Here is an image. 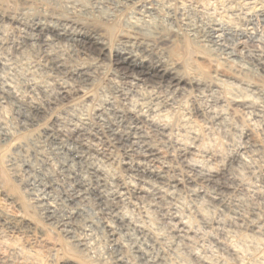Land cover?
<instances>
[{
    "label": "clouds",
    "instance_id": "1",
    "mask_svg": "<svg viewBox=\"0 0 264 264\" xmlns=\"http://www.w3.org/2000/svg\"><path fill=\"white\" fill-rule=\"evenodd\" d=\"M210 7H215V11L209 12ZM221 16L230 17V22L225 23L229 24V31L235 38L231 45L222 37L213 38V31H216L213 26ZM242 33L247 34V41H240ZM116 36L121 39L116 40ZM183 39H191L196 44L208 42L206 47L209 53L214 54L226 67L229 66V55H243L226 51L229 46L235 49V43H244V52L248 55L264 57V0H216L215 5L208 4L207 0H0V75H3L5 82L11 80L17 87L28 85L34 79L33 69L36 67L41 69L45 79L50 78L53 83L62 81L67 86L69 81L79 80L81 83L69 91L76 94L82 85L94 92L96 107L105 110L102 119L118 124V114L124 115L126 128L128 120H135V117L126 116V102L130 95H138L149 109L155 104H159L161 109L181 106L182 101L178 103L182 92L178 87L179 81L173 83L166 80L161 69L171 67L168 51L172 42ZM112 48L135 57V67H114ZM123 59L126 60V57ZM49 72L56 74L49 77ZM209 76L211 79L202 81L194 89L196 94L189 97L193 108L208 100L217 103L223 99L220 89L212 87L219 78H223V72L217 73L213 67ZM243 77L239 83L233 82L235 95L250 97L253 103L246 105L245 122H239L231 114L225 118V130L228 133L225 139L230 154L247 157L248 162L241 161L240 167L252 177L260 173L256 178L262 179L264 132H261L262 139L258 142L251 139L242 142V136L246 128L251 126L247 118L253 113L264 122V75L248 71L243 73ZM253 84L256 85L255 91ZM141 86L144 95H140ZM53 103L64 104L60 111L53 113L62 121V132H71L73 126L85 128L86 124H90L96 127L99 123L95 119L82 118V105L79 102L73 104L53 100ZM87 130L90 131V128ZM104 144L112 147L109 141L102 140L100 153L105 160L111 159L118 164L114 159L115 150L109 153ZM89 147H92L90 142ZM53 151L59 155L58 151ZM25 157L23 152L7 154L5 168L12 175H19L16 169L20 163L27 162ZM91 159L94 164L97 162L95 157ZM208 159L217 165L215 177L208 174L207 168L195 169L183 161L174 162L168 180L178 181L184 184V188L168 194L173 195L174 201L180 198L183 202L186 198L192 210L196 211L200 201L198 197H193H196L197 191H205L209 183L213 187L207 195L212 200L220 197L225 189L233 188L230 195L222 198L230 215L214 207V211L228 222L218 223L215 228L206 224L207 233L192 244L180 241L177 245L178 238L170 235L152 245L141 240L139 243L148 248L144 264H256L257 260L259 264H264V259H261L264 257V186L254 184L248 193L237 196L235 188L239 186L232 185L230 181L237 178L238 169L221 167L223 158L219 152L213 153ZM135 162L134 154L130 163ZM49 174L55 176L52 170H49ZM28 179L26 173L18 183L23 184ZM124 179L126 184L131 183L127 174ZM107 182L111 183L112 178H107ZM27 194V191L23 193ZM3 198L6 200L8 197ZM120 207L123 209L124 205ZM92 215L97 216L98 213L93 211ZM212 219L215 221L217 218ZM138 221L137 214L133 223ZM99 223L106 221L100 220ZM6 224L11 228L10 222ZM3 227L0 225V228ZM226 229L237 234L235 240L230 234H225ZM244 233L259 238L260 247L257 248L254 242L249 243L242 235ZM241 248L245 252L243 256L239 254ZM0 264H18L17 253L9 251L0 258Z\"/></svg>",
    "mask_w": 264,
    "mask_h": 264
},
{
    "label": "bare ground",
    "instance_id": "2",
    "mask_svg": "<svg viewBox=\"0 0 264 264\" xmlns=\"http://www.w3.org/2000/svg\"><path fill=\"white\" fill-rule=\"evenodd\" d=\"M214 29L216 28L214 27ZM213 32L214 34L221 32V29L217 28L216 31ZM42 42L43 41H41V43ZM192 43L191 39L173 41L168 51V56L170 55L172 57V59H170L172 61L171 67L161 69L164 71L166 80L173 83L179 81L178 87L182 89V92L181 96L178 98V103L182 101L181 106L176 107L174 105L172 108L161 109L159 104L153 102L155 106L149 109L145 102L139 99L138 95H130L126 102V116L135 117V120H128L127 128L125 127L124 115L118 114L119 123L113 124L110 121H104L102 119L105 111L104 109L95 107L91 115L86 113V110H83L82 118L87 120L95 119L99 122L96 127H91L90 124H86L85 128L73 126L71 132H62L60 131L62 121L57 115H54L53 112L60 111L64 107V104L53 103V100L73 104H75V101L78 99L82 100V103L83 101L87 102V100H89L87 88L81 85L80 91L76 94L69 91V89L81 83L79 80L69 81L67 86H65L62 81L54 85L46 82L32 81V83L23 86L24 92H21L22 90L20 87H17L11 80L5 82L3 75H0V106H5L6 104L11 105L21 121L22 129L20 130H38L40 137L55 143L59 147V150L66 155L67 159L64 161L61 160L63 162H61L60 168L61 172L67 175L72 182V185L70 184L72 187L71 192L69 191L70 194L67 195L68 200L72 202L73 200L82 198L85 194H90L100 207H102L105 215L104 221H106V223H103L105 241L112 254V264H130V262L126 260L127 258L123 256L124 251H122V249L126 250V245L123 244L125 242L131 244L130 247L128 246V251L131 256H133V258H138L144 264V261L147 259L146 252L148 248L146 245L139 243L141 240H146L148 245H152L156 244L157 240L163 241L170 235L171 237L178 238L176 240L177 245H179L180 241L192 244L194 235L196 234L195 228H201L207 231L208 229L205 227L206 224H211V227L215 228L218 223L228 222L220 217L219 212L214 211V207L230 215L225 204L222 203V198L223 196L230 195L233 188L225 189L220 194V197L216 200H212L207 195L209 189L213 187V185L209 183V187L206 188L205 191H197L196 197H193V199L198 197L200 201L196 211L192 210V205L190 203H186L188 204L187 206H183L182 203V207H180L178 204L181 202L179 203L178 198L174 201L173 195L168 194L175 193L184 188V184L175 180H168L170 168L174 162L183 161L195 169L207 168L208 174L215 177L217 175V165L214 164L212 160H209L208 157L212 156L215 152H219L220 156L223 158L220 163L221 167L226 166L230 169H238L236 172L237 178L230 181L232 185L239 186L235 188L237 196H243L248 193L249 188L254 184L264 186V178H256L260 176V173H256V177H252L247 171L240 167L241 161L244 163L248 162L247 157L243 155L238 156L234 153L230 154L227 147L228 141L225 139L228 135L225 130L227 123L225 118L228 117L229 114L238 121L244 118L246 105L253 103L252 98L237 96L234 90V93L230 95H223V99H220L217 103L208 100L205 104L196 108H193L191 100L189 99V97L196 94L194 89L199 87L202 81L211 79L209 73L212 71L213 67L216 69L217 73L222 71L224 74L227 73L229 75L226 74L228 76L226 81L219 78L217 82L212 85L214 89H222L221 87L223 84L225 86L234 87V81L235 83H239L242 80L240 76L243 75V70L240 67H231L230 65L226 68L224 67L225 69H220L218 67L220 65V60L212 57V55H208L205 50H203L202 46L200 47L202 50L193 47ZM190 48L194 49L192 52L195 62L207 70L208 75L206 78L195 74H189L186 72L187 70L184 69V57L189 53ZM111 54L114 67L118 69L124 68L126 65L129 68L135 67V57L128 56L126 53L116 48L111 49ZM125 57L126 60L123 59ZM249 59L255 69L264 74V57L253 54ZM44 62L45 61H41V63ZM231 62L232 60L228 57V64ZM36 68V70L41 71L39 67ZM49 73L56 74L55 72ZM192 81H195V83H192ZM255 88L256 85L253 84V91H255ZM53 89L55 90L54 92ZM185 92L187 93L186 96L184 95ZM144 94L143 86H141L140 95ZM37 96L41 97L38 98ZM187 99L191 103H188L190 104L189 107L185 105V100ZM209 108H211V111H209ZM138 109L139 115H137ZM167 109L179 115V118L176 119L175 122L173 121L174 123L163 121L162 119L164 117L160 119V117L163 116L162 113L168 111ZM212 117H215V119H212ZM247 119L250 120L251 126L246 128L242 136V142L246 143L250 139L253 142L260 141L262 139L261 132H264V122H261L259 117L254 113ZM193 121L201 123V126L196 125ZM257 123L259 126L255 129L256 126L254 125ZM100 124H104L105 126L101 127ZM89 128L90 131L87 130ZM129 129H131V131H129ZM252 131L258 134L259 140L255 138L256 136ZM6 136V133H0V140L5 139ZM84 137H87V139L85 140ZM185 138L189 141L188 143L184 141ZM204 138L206 140L207 138L212 139V141L209 140V142L216 143V145L220 148L222 147L224 151H219L220 148L218 149V147L201 148L200 144L203 140L205 142ZM102 139L109 141L114 147L117 146L123 150L124 158L119 162V166L121 171L127 174L131 183L126 184L125 181L120 182L117 191H113L107 187L105 180H103L104 175L101 169L88 166L89 172L87 173H89L91 177L89 179L86 177L85 179L81 172L83 170H80L81 168L78 167L81 163L86 162L94 153L103 156L100 153L98 144ZM89 142L92 145L91 148L89 147ZM240 151L241 153L243 152L242 149ZM134 154L136 162L133 164L130 162L134 158ZM206 160L207 164H205ZM210 165H212L213 168L210 167ZM11 166L9 162V167ZM133 169L135 171H133ZM16 170L18 171V169ZM3 172L8 176L9 180L12 181L13 188L6 186V179L2 172H0V198L4 202V205L0 207V225L5 226L0 228V258L4 257L9 251H13L17 253L18 264H37L32 261L34 258L19 254L20 251L18 252L19 249L17 250V247L14 248L9 242L6 244L5 237L7 238V235L8 237L9 235L20 236L27 240L30 245L39 248L35 250V253H39V251L46 253L56 248L54 240L52 241L48 236L50 227L51 229H55L64 239H67L72 249L84 250L86 247L84 241L81 237L73 234V227H71L69 222L72 214L69 216L67 214L64 218H57L55 215L56 209L54 210L52 204L47 202L45 197L42 196L43 194L30 196L28 200L23 198L27 200V204H25V201L21 200L14 190L18 189V186L23 185L18 183V181L22 180L20 173L19 175H12V173L5 168V164ZM77 173L81 174L77 175ZM243 175H246V177ZM132 177H136V179H132ZM23 186L25 187V185ZM189 187H194V185H189ZM128 194L143 196L149 199L151 207L154 208L153 210H155L157 214L154 218L155 224L154 221H152L154 226L151 224L147 226L133 223L129 218L131 216L128 217L121 213L122 209L120 210L119 203L123 201L125 199L124 197ZM5 196L8 197L6 200L3 198ZM25 211H31V215ZM183 212L188 215L184 216L182 214ZM197 212L199 214H197ZM206 212H212L215 215L211 214V217H207L205 214ZM117 213H119V215H116ZM35 214L39 216L40 220L46 223V226L42 225L36 219L37 217L32 218V215L35 216ZM109 215H111V219H109ZM213 217L217 219L214 221L212 219ZM186 220H188V222ZM189 220L193 221L195 224H190ZM6 222L11 223V228L7 227ZM193 226L196 227L194 228ZM225 234H230L233 240L237 235L231 229H226ZM242 235L246 238L249 237L247 239H249L250 243L254 241L255 244H261L260 239L253 235L248 233ZM123 237H126V239H123ZM137 245H139V247ZM156 246L159 247L158 244ZM141 248L143 250H140ZM129 253H127V255ZM131 263L133 264V262ZM63 264L78 263L70 257H67L64 259Z\"/></svg>",
    "mask_w": 264,
    "mask_h": 264
},
{
    "label": "rangeland",
    "instance_id": "3",
    "mask_svg": "<svg viewBox=\"0 0 264 264\" xmlns=\"http://www.w3.org/2000/svg\"><path fill=\"white\" fill-rule=\"evenodd\" d=\"M207 3L210 5H215L216 0H207ZM208 11L209 12L215 11V7H210ZM225 21L230 22V17L221 16L219 19H217V22L214 25V27L216 29L217 28L221 29V32H218L215 34L213 32V38L222 37L224 41L228 42V44L231 45L232 43H234L235 38L229 31V24L225 23ZM115 39L119 40L121 39V37L116 36ZM247 40H248L247 34H243V33L240 34V41H247ZM206 43L196 44L193 42L192 44H193V47L199 48L201 50L202 48L200 47L202 46L203 50H205V52L208 55H212V57H215L214 54L209 53V50L206 47ZM244 49H245L244 43H235V49L229 46L226 49L228 53H232L233 51H235L237 53H242L243 55H239V56L229 55L230 60H232L233 63L231 62L228 65H230L231 67L232 66L240 67L243 70V72L250 71L251 73H259L260 75H264L260 71H257L255 69L254 65L251 63V60L249 59L252 55H248L247 53H245ZM192 51H194V49L190 48L189 53L184 57V69L187 70L186 72H188L189 74H192V75L195 74V75L206 78L208 75L207 70L202 68L201 66L198 65V63L195 62V58L193 57ZM168 58L172 59L170 55L168 56ZM219 64H218L219 65L218 67L220 69L226 68L223 62L220 61ZM36 69L37 68H35V70ZM35 70L33 71V76H34L33 81L34 82L40 81V82H46L52 85L55 84L52 82L50 78L45 79V76L41 71L39 70L35 71ZM37 71H38V74H37ZM226 74L223 73L224 77L222 78L225 81L227 80V77L229 76L228 74H227L228 76ZM48 75L49 77H51L55 74L49 73ZM240 78L243 79L244 78L243 75L240 76ZM229 81H232V80H229ZM226 86L223 84V86L221 87L222 89H220V92L223 95H230L231 93H234L235 89H233L234 88L233 86H228V85ZM20 89L22 90L21 92H24V87L23 89L22 87H20ZM87 94L89 95V100L91 101L87 100V102L83 101L82 103V100L78 99L75 101V103L81 101L79 103H81L82 105V112L86 110V113H89V115H91L92 114L91 112H93V109L96 107V97L94 95V92H90L89 89L87 90ZM187 100H185V105L189 107L191 103L189 102V100L187 102ZM14 111L15 110L11 105L6 104L5 106L3 105L0 106V133L4 132L7 135L5 139L0 140V172H2L4 178L6 179L5 181L7 184L6 186L13 188L12 181H10L8 176L3 172L4 164L7 159V154H13L16 152L25 153L26 154L25 158L27 162L20 163L18 167V172L21 175V179H23V176L26 173L28 174L29 179L24 181L23 185H25V187L23 185H20L18 186V189H14L16 194L21 198V200L25 201V204H27L28 197L33 196V195L43 194L42 196L45 197L47 202L52 204V206L54 207V210L56 209L55 215L57 216V218H60V217L64 218L67 216V214L68 216L72 214L69 222L71 224V227H73L72 228L73 234L78 237H81L86 247L84 248V250L72 249L70 247L69 241L67 239H64L62 235H60L55 229H51V227L49 228L50 232L48 236L50 237V239H52V241L54 240V244L56 245V248L52 251H49L46 253L39 251V253H35V250L39 248L30 245L27 240L21 238L20 236H16V235L14 236L9 235V237L7 235V238L5 237V241L7 242L6 244H8L9 242V244H11L14 248L17 247V250L19 249L18 252L20 251L19 254L28 255L34 258V259L31 258V259L33 262L37 264H63L64 259L67 257H70L72 260L76 261L78 264H112L111 262L112 254H111V251H109L108 244H106V241H105L106 238H105V230L103 228V223H99L100 220L105 219V215H104V211L102 207H100V205L95 201L94 197L90 194H85L82 198L73 200L72 202L68 200L67 195L70 194L69 191L71 192L72 182L71 180H69L67 175L61 172V168H60L61 162L67 159L66 155L59 150V147L55 143L50 142L48 140H44L42 137H40L38 134V130L37 131L36 130L34 131L20 130L22 129L21 121L17 117ZM54 112H58V111H54ZM173 113L174 112L171 110H168L165 113L163 112L162 113L163 116L160 117V119L164 117L165 119L163 118L162 119L163 121L165 120L166 122L170 121L169 123H174L176 119L179 118V115L178 114L176 115V113H174L175 114L174 115ZM5 121H8V123L5 124ZM193 122H195L196 125L201 126V123H198L197 121H193ZM239 122L241 123L245 122V117L239 120ZM254 126H256L255 127L256 129L258 128L259 125L257 123ZM253 134L256 136L255 138L257 140L260 139L257 133L255 134L253 132ZM102 140H105V139H102ZM102 140H100L99 141L100 143H98L99 149H100V144ZM209 140L212 141V139H209V138H207V140L205 139V142L203 140V142H201L200 144V147L201 148H213V147L217 148L218 147V149L220 148L219 146L216 145V143H210L211 141L209 142ZM184 141L187 143L189 142L186 138L184 139ZM104 147L108 148L109 153H112L113 149L115 150L114 159L118 161V164L113 163V160L111 159H109L110 161L105 160L104 156L94 153L91 157H89L86 160V162L81 163L78 167L81 168L80 170H83L81 172L85 178L87 177V179L91 177L89 173H87L89 172L88 166H93V167H97L101 169L102 174L104 175L103 180H105L107 187L112 189L113 191H117L119 183L125 181L124 179L125 173L121 171V168L119 166V162L122 161L124 158L123 150L117 146L114 147L113 145L111 148H109L108 144H104ZM53 150L58 151L59 155H56ZM222 150L224 151V149L221 147L219 151L223 152ZM92 157H95V160L98 162L94 164L91 159ZM210 167L213 168L212 165H210ZM49 170H52V172L55 173V176L50 175ZM243 176L246 177V175H243ZM109 177L112 178L111 183L107 182V178ZM63 178H66V179H63ZM56 181H59V183H57ZM23 191L24 192L27 191L28 194L23 195L24 193ZM23 198L27 200H24ZM124 198L125 199L119 203L120 210L122 209L120 205H124L123 209L121 210V213L125 214L128 217L131 216L129 218L132 221L136 220L137 214H138L139 221L137 223H139L140 225L149 226L151 224L154 226L155 224L154 218L157 216V214H156V211L153 210L154 208L151 207L150 201L148 198H145L143 196H133L130 194L126 195ZM178 201L180 203L181 199L178 198ZM186 203L189 204L188 200L185 198L183 202H181L178 205H180V207H182V205L187 206L188 204ZM3 205H4V202L0 198V207H2ZM93 211L98 213V215L93 216L92 215ZM25 212L29 214L31 211H25ZM182 214L184 216L188 215L185 212H183ZM205 214L207 217H211L212 216L211 214H214V213L206 212ZM32 216H33L32 218L37 217L36 219L42 225L46 226V223L40 220L39 216H36V214L35 216L34 215ZM94 221L96 222L94 223ZM152 221H154V224H152ZM186 221L188 222V220ZM189 221H190L189 222L190 224L191 223L192 225L195 224L193 223V221L191 220ZM193 227L195 228L196 226H193ZM195 230H196V234L194 235L193 243H195L198 239H201L208 231V230L205 231L201 228H198V229L195 228ZM210 238L211 237H209V239ZM123 239H126V237H123ZM247 240L249 241V239ZM252 242L254 241H251V243ZM123 244L126 245V248H125L126 250L122 249V251H124L123 252L124 258H127L126 260H128L130 264H132L131 262H133V264H140V263L143 264L141 260H139L138 258H133V256H131V254L129 253L128 246L130 247L131 244L128 242H125ZM256 244L257 246L259 245L258 243ZM259 247L260 245L257 248ZM248 251L250 252L251 249H249ZM243 252H244V249L242 248L239 249L240 255L242 256L245 255V252L244 254ZM127 253H129L130 255L128 254L129 255L128 256ZM261 258H264V257H261ZM257 262L256 264H259V260H257Z\"/></svg>",
    "mask_w": 264,
    "mask_h": 264
}]
</instances>
